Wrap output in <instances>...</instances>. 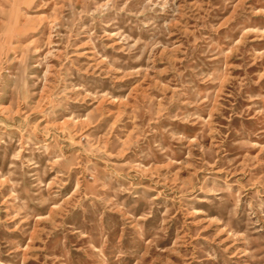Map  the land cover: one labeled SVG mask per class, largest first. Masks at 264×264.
<instances>
[{
    "label": "rangeland",
    "instance_id": "374dc122",
    "mask_svg": "<svg viewBox=\"0 0 264 264\" xmlns=\"http://www.w3.org/2000/svg\"><path fill=\"white\" fill-rule=\"evenodd\" d=\"M0 264H264V0H0Z\"/></svg>",
    "mask_w": 264,
    "mask_h": 264
}]
</instances>
